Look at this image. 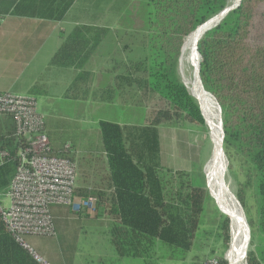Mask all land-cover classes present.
Returning <instances> with one entry per match:
<instances>
[{
	"label": "trees",
	"instance_id": "trees-1",
	"mask_svg": "<svg viewBox=\"0 0 264 264\" xmlns=\"http://www.w3.org/2000/svg\"><path fill=\"white\" fill-rule=\"evenodd\" d=\"M72 3L73 0H63L58 13L41 16L62 19ZM228 3L229 0H148L149 56L146 61H137L136 68L137 72L147 73L145 83L152 97L161 96L170 107L167 103L154 108L153 123L148 126L101 121L107 170L100 154L98 160L102 164L97 173L103 172V184L84 192L96 198L98 214L110 216V244L121 256L141 258L144 264H159L167 259L186 260L193 247L209 193L194 185L185 170L164 171L159 157L158 126L182 113L191 122L206 124V114L193 90L177 75V65L190 35L207 20L205 24L212 23L218 13L228 9ZM14 5L16 13L27 9L26 0H0V14H6ZM109 34L107 28L78 25L64 37L52 64L79 69L70 91L89 80L86 64ZM198 51L203 85L198 77L199 82L222 109L218 137L229 162L228 169L239 180L236 196L251 228L254 249L248 250L246 262L264 264V0H241L237 9L230 10L205 33L198 42ZM36 90L33 87L31 92L35 94ZM14 131V125L2 127L0 123V151L10 155V160L0 166V192L6 191L16 173ZM59 154L73 158L64 150ZM249 192L257 214L255 224L248 216ZM76 214L88 215L85 211ZM230 221L226 218L220 225L225 246L231 240ZM85 259V264H95L88 257ZM226 259L230 264L228 255ZM0 264H40L6 231L1 215Z\"/></svg>",
	"mask_w": 264,
	"mask_h": 264
},
{
	"label": "crops",
	"instance_id": "crops-1",
	"mask_svg": "<svg viewBox=\"0 0 264 264\" xmlns=\"http://www.w3.org/2000/svg\"><path fill=\"white\" fill-rule=\"evenodd\" d=\"M119 1L123 2L73 0L59 20L41 15L58 13L63 8V0H26L24 13H16L14 5L6 14H0V92L31 95L36 99L39 111L45 115L46 133L54 152L64 150L88 161L102 154L105 163L100 122L115 121L121 126L134 124L124 120L125 114L132 107L141 106L146 111L147 123L148 113L154 109L150 108L152 95L145 83L147 73L137 72L136 68L137 61H146L149 56L148 32L116 27ZM78 25L107 28L110 34L93 50L86 64L89 80L70 91L79 69L54 65L52 58L64 37ZM106 44L107 48L101 50ZM33 87H37L35 94L31 92ZM96 108L101 111L97 112ZM0 123L2 127L15 126L9 115H0ZM160 125L159 145L164 149L168 134L164 129L169 128V124ZM104 169L107 170V165ZM52 216L55 234L51 236H55L56 241L61 240L64 254L61 259L47 254L45 259L51 264H85L86 257L95 264H130V260L138 259L131 255L121 256L112 247L109 234L112 220L107 213L78 215L67 207L53 206ZM84 223L86 227L76 230ZM60 225L66 226L64 232L58 231ZM70 227L75 231H69ZM36 237L28 238L44 253L47 250L34 240ZM75 241H82L83 249L79 254L71 248ZM127 259L130 260L126 262Z\"/></svg>",
	"mask_w": 264,
	"mask_h": 264
},
{
	"label": "rangeland",
	"instance_id": "rangeland-1",
	"mask_svg": "<svg viewBox=\"0 0 264 264\" xmlns=\"http://www.w3.org/2000/svg\"><path fill=\"white\" fill-rule=\"evenodd\" d=\"M120 2L121 1L118 2L119 9L116 8V12L119 13V22L116 27L120 29L130 28L146 32L148 30V0H123V2ZM234 2L235 0H229L227 5L228 9L232 7ZM226 12L220 14V16L209 25L205 24L197 29L190 35L184 45L180 60H178L177 75L184 83L190 86L192 90L193 80L198 78V57L195 49L196 41L203 35L202 33L208 26H212L216 22H219ZM117 37L119 38V35H117ZM107 45L108 44L103 45L101 50L106 49ZM140 91H142V89H140ZM207 93L212 99H210V110L213 115L211 118H209L204 110L202 97L194 94L206 114V124L191 122L184 113L177 118L172 117L171 119L164 121V124H169V128L164 129L165 131H168L167 140L164 144L165 150L161 149V147L159 150L161 166L165 169L164 171H187L190 174L194 185L203 187L208 191L209 200L202 216V224L197 232L188 259L186 261L166 260L162 264H189L192 262L194 264H201L207 257L222 258L227 264H229L226 259L227 255L230 264H238L240 258L237 248L240 239L245 248L246 257L248 250L254 249L246 216L237 201L236 194L240 191L239 180L236 174L228 169L229 162L227 163V156L225 155V152L223 153L224 148L222 147L223 145L221 146L220 137L217 145L215 142V131H217L219 136L221 131V111H219L220 109L211 93ZM150 102L153 103V106L150 105L151 110L153 108L159 109L160 107H163V105L167 106V103H169H166L161 96H153L150 99ZM168 106L170 107V103ZM96 111L100 112L101 110L96 108ZM116 114L119 115V112H116ZM150 115L151 114L148 113V120L147 123H145V109L141 106H136L132 107L131 110L125 114L124 120H130L136 126H148L153 123V119L151 120ZM160 126L162 125H159V127ZM73 158L76 160L79 168L78 181L80 183L79 190L81 195H85L84 192L86 190L88 191L93 189L96 185L103 184V182H101L103 172H101V174L97 173V169H100L102 164L98 158L95 160L89 159V161L88 159H81L77 155L73 156ZM218 180H222L223 184L230 186L231 196L228 202L225 198V192L221 189ZM246 198L250 206L248 216L255 224L257 214L252 200V193L249 192L248 197ZM224 212L230 214V218L228 217L229 215H225ZM226 218L229 220L231 219L233 232L228 246H225L220 227L222 221ZM254 224L253 228L255 226ZM76 225L77 224H75V226ZM81 226L86 227L87 225L85 223L81 224L76 230L79 231ZM65 227V225H60L58 231L64 232ZM71 227L69 231H75L71 229ZM27 240L34 249L39 250V254L44 258H47V254H50V257L51 255H54L61 259L64 254V247L61 245V240L56 241L55 236H40L34 239L38 241L41 246L46 248L47 251H45L44 254L35 244L30 242L29 238H27ZM81 242L82 241H75L74 247H71L76 251V254L81 253V250L83 249V247L80 246ZM128 260L130 259H127L126 262ZM142 263V260L139 258L134 261L130 260V264Z\"/></svg>",
	"mask_w": 264,
	"mask_h": 264
},
{
	"label": "built area",
	"instance_id": "built-area-1",
	"mask_svg": "<svg viewBox=\"0 0 264 264\" xmlns=\"http://www.w3.org/2000/svg\"><path fill=\"white\" fill-rule=\"evenodd\" d=\"M0 115H10L15 121L13 136L18 160L15 176L6 191L0 192L4 227L38 263L51 264L26 238L55 234L53 206L96 216L97 200L80 194L76 160L53 151L46 133L45 115L39 111L33 96L0 92ZM8 160L9 153L0 151V166ZM201 264L222 263L218 257H207Z\"/></svg>",
	"mask_w": 264,
	"mask_h": 264
},
{
	"label": "bare ground",
	"instance_id": "bare-ground-1",
	"mask_svg": "<svg viewBox=\"0 0 264 264\" xmlns=\"http://www.w3.org/2000/svg\"><path fill=\"white\" fill-rule=\"evenodd\" d=\"M238 0H236L237 2ZM235 2V3H236ZM238 3V2H237ZM219 16V15H217ZM217 23V22H216ZM215 23V24H216ZM209 25V24H207ZM214 25V24H213ZM202 26V25H201ZM210 26H208L207 28H209ZM206 28V29H207ZM198 29V28H197ZM201 38V37H200ZM199 38V39H200ZM198 39V40H199ZM198 40L196 41V44H195V49L196 51L198 52V49H197V43H198ZM197 72H198V75H199V65L197 64ZM199 77V76H198ZM200 78V77H199ZM193 90H194V94L196 95H199L202 97V101H203V107H204V110L205 112L207 113V115L209 116V118H211L213 115L211 113V108H210V97H209V94L202 88V86L200 85L199 81H198V78H195L193 80ZM214 98V97H213ZM212 100V99H211ZM217 103V102H216ZM200 104V103H199ZM218 104V103H217ZM201 106V104H200ZM202 108V106H201ZM220 109V108H219ZM203 110V108H202ZM218 133L217 131H215V142H216V145L218 144L219 142V137L217 136ZM224 153V151H223ZM227 159V158H226ZM227 163H228V160H227ZM218 183L221 187V189L225 192V198L228 202L230 196H231V189H230V186L229 185H226V184H223L222 180H218ZM226 183V182H225ZM238 201V200H237ZM228 214V213H227ZM229 217H230V214H228ZM231 232H232V221H231ZM233 233V232H232ZM232 236V235H231ZM238 255H239V263L238 264H246V251H245V248L243 246V243L241 241V239L239 240V243H238Z\"/></svg>",
	"mask_w": 264,
	"mask_h": 264
},
{
	"label": "water",
	"instance_id": "water-1",
	"mask_svg": "<svg viewBox=\"0 0 264 264\" xmlns=\"http://www.w3.org/2000/svg\"><path fill=\"white\" fill-rule=\"evenodd\" d=\"M240 3H241V0H239L238 1V3L234 6V7H232V9H224L223 10V12L222 13H224V12H226V10H227V14L229 13V11L230 10H235V9H237L238 7H239V5H240ZM222 13H218L217 15H220V14H222ZM227 14H225V16L227 15ZM225 16H223V18L225 17ZM222 18V19H223ZM222 19L219 21V22H217L216 24H214L213 26H210L209 28H207L206 30H204V33H203V35L201 36V38L198 40V42L202 39V37L205 35V33H207L209 30H211L213 27H215V26H217L221 21H222ZM206 22H208V20L206 21ZM205 22V23H206ZM205 23H203L202 25H204ZM201 26V25H200ZM200 26H198V27H200ZM197 27V28H198ZM197 49H198V43H197ZM199 52V51H198ZM199 77H200V81H201V83H202V80H201V76H200V62H199ZM202 85H203V83H202ZM215 99V98H214ZM216 100V99H215ZM216 102H217V100H216ZM218 103V102H217ZM199 105V104H198ZM218 105H219V103H218ZM219 107H220V105H219ZM220 109H221V107H220ZM221 111H222V109H221ZM203 115V114H202ZM223 139H224V136H223ZM211 195V194H210ZM238 198V197H237ZM238 201H239V203H240V205L242 206V204H241V202H240V200H239V198H238ZM242 208H243V206H242ZM243 211H244V208H243ZM244 214H245V216H246V213H245V211H244ZM246 219H247V216H246ZM247 221H248V219H247ZM248 227H249V231H250V235H251V228H250V225H249V223H248ZM230 231H231V221H230ZM231 235H232V232H231ZM246 264H247V262H246Z\"/></svg>",
	"mask_w": 264,
	"mask_h": 264
}]
</instances>
